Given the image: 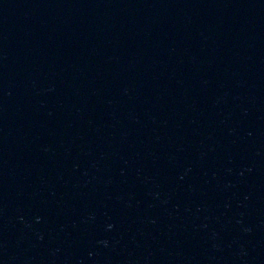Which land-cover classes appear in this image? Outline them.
I'll return each mask as SVG.
<instances>
[{"label":"water","instance_id":"1","mask_svg":"<svg viewBox=\"0 0 264 264\" xmlns=\"http://www.w3.org/2000/svg\"><path fill=\"white\" fill-rule=\"evenodd\" d=\"M0 264H264V0H0Z\"/></svg>","mask_w":264,"mask_h":264}]
</instances>
